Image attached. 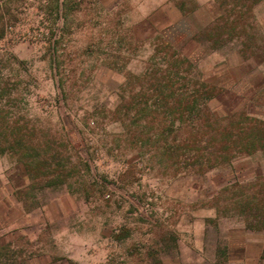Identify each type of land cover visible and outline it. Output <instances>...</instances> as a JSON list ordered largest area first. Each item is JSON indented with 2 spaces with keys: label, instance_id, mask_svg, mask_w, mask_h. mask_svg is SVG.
Returning a JSON list of instances; mask_svg holds the SVG:
<instances>
[{
  "label": "rangeland",
  "instance_id": "rangeland-1",
  "mask_svg": "<svg viewBox=\"0 0 264 264\" xmlns=\"http://www.w3.org/2000/svg\"><path fill=\"white\" fill-rule=\"evenodd\" d=\"M2 23L0 264H264L262 154L205 158L264 119V0H0Z\"/></svg>",
  "mask_w": 264,
  "mask_h": 264
},
{
  "label": "trees",
  "instance_id": "trees-1",
  "mask_svg": "<svg viewBox=\"0 0 264 264\" xmlns=\"http://www.w3.org/2000/svg\"><path fill=\"white\" fill-rule=\"evenodd\" d=\"M260 0H255V3H257ZM3 23L0 26V37H2V32H3ZM186 92H181V96L185 95ZM193 97L194 100L198 101L200 97H205L207 100H210L215 97V94L211 92V90L203 92L200 90H195L193 92ZM209 125L212 127L217 123V120H211L209 118ZM240 121L237 123V127L233 128L228 127L226 124L223 126V129L225 130L224 134L225 136H220L222 139H224L225 144L217 149V147L214 146L213 149H211L208 152V156H206V161L209 162V164L212 163H217V162H230V160L236 156V153H243L247 152L249 154H252L253 152L255 153H260L263 156L264 159V119H255V135L253 134H247L246 137H243V134H246L245 129L242 127L238 126ZM220 123L214 127L219 128ZM222 126V125H221ZM11 126L8 125L7 129L10 128ZM214 128L213 130H215ZM248 130V129H247ZM250 131V130H249ZM8 136V135H7ZM11 136V135H9ZM4 141H9L7 137H5ZM1 142V141H0ZM14 144L15 141L12 140V142H9V144H5L2 146L1 151H5V149L10 150L11 152L14 151ZM238 145H241L240 148H237ZM233 153V154H232ZM203 155H199L196 153L195 156V161H198V159H202ZM56 158V155H55ZM264 196V194H263ZM242 206V212L245 214V217H249V220H253L255 217L257 219V227L259 225H262L261 227H264V202H257L253 198L248 199L247 201L243 202ZM262 258H264V249H263V254Z\"/></svg>",
  "mask_w": 264,
  "mask_h": 264
}]
</instances>
